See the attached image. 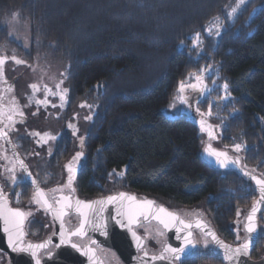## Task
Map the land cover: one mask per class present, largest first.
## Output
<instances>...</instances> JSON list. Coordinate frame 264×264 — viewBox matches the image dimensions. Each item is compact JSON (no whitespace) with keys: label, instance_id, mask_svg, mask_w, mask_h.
<instances>
[{"label":"trees","instance_id":"1","mask_svg":"<svg viewBox=\"0 0 264 264\" xmlns=\"http://www.w3.org/2000/svg\"><path fill=\"white\" fill-rule=\"evenodd\" d=\"M236 1L0 0V45L16 46L5 25L16 16L28 23L31 49L65 66L63 124L79 104L92 107L74 178L79 196L128 191L181 215L201 205L215 232L236 244L232 224L252 204L253 186L201 157L203 120L220 147L264 177V0H248L230 16ZM217 17L218 35L206 31ZM196 33L201 43L194 47ZM202 69L208 83L228 84L225 102L218 85L196 102L216 116L219 129L197 115L163 113L181 81ZM16 140L24 154L27 140ZM73 152L63 128L47 158L49 181ZM150 231L143 236L156 253L164 240L150 241ZM263 253L260 239L251 257ZM177 263L225 264L199 253Z\"/></svg>","mask_w":264,"mask_h":264},{"label":"rangeland","instance_id":"2","mask_svg":"<svg viewBox=\"0 0 264 264\" xmlns=\"http://www.w3.org/2000/svg\"><path fill=\"white\" fill-rule=\"evenodd\" d=\"M247 1L248 0H244L237 8V11ZM237 2L238 0L233 7H236ZM230 12L231 10L229 13ZM230 16L234 15L232 14ZM216 22L217 20H215L214 23ZM218 23L221 28L220 18L218 19ZM5 25L8 31V38L13 41L16 46L0 45V58L5 59V63L0 65V109L4 112L1 124L7 127L8 124H10L5 117L11 111L13 100H15L18 111L22 112L23 116L28 119L25 126L19 127L18 134L11 133L10 137L15 145L19 144L16 140L19 135L24 136L27 140L28 148L27 151H23L24 154H21L22 158L28 162L34 175L38 179L44 181L43 185L47 186L54 182H61L64 175L60 168L56 171L57 175L52 177V181L48 180L50 173L48 172L49 169L46 164L47 158L51 153V145L54 141V139L50 137H56L54 132L65 128L74 145V153L77 156V153H81L80 148L89 123V119H86V117L90 116L92 107L91 105L83 103L79 104L73 112H71L72 114L68 116L64 125L61 120L65 109L66 93L64 94L65 99L63 101L60 99V93L66 89L64 82L65 66L59 61L50 59L48 55L39 50V47L36 46L34 49H31L27 21L12 16L6 20ZM213 30L214 32L217 31L216 29ZM12 57H16L23 61V63L17 64ZM208 73V69H202L198 74H190L187 79L183 81L185 85L184 91H178L179 84L174 98L170 104L165 107L163 113L171 118L179 115L191 118L192 114L197 115L198 118L201 119L202 117L206 119L207 123L214 124L215 127L219 129L218 123L215 120V115H208V112L204 113L196 108V102L208 94L216 85L219 86L217 91L220 92V100L222 102H225L230 97L227 90L223 87L224 83L216 84L217 82L215 81L210 83L207 82L206 76ZM196 76H201L202 80L197 81L195 79ZM33 84L37 85L38 90H33L30 87ZM57 84L60 85L59 88L56 87ZM193 84L197 85V87H190V85ZM45 86H47V89H51V92H47ZM52 92L57 94L53 95ZM226 96L227 98L225 99L224 97ZM181 97H183V99H181ZM37 101L45 102L37 103ZM82 105L84 106L82 107ZM15 114L16 118H18V112H15ZM69 125H72V127H69ZM11 126L13 125L11 124L9 127L11 128ZM203 126L205 127L201 132L203 137L202 146L208 143L215 148H222L219 146L217 140L212 139V136L215 135L216 137L217 133L213 134L206 128L207 126L205 123ZM15 127H18V125ZM37 133L40 135H37ZM240 149H242V146ZM4 154L9 158L6 152ZM80 157L81 156H79V158ZM46 172L48 174H46ZM192 209L195 210V213L204 215L201 205ZM240 227L241 226H233L237 235H239ZM149 233L151 234L149 238L150 241L154 240L153 237H155L156 240L157 238L164 240V234L159 228H153ZM150 244L153 246L152 242H150Z\"/></svg>","mask_w":264,"mask_h":264},{"label":"water","instance_id":"3","mask_svg":"<svg viewBox=\"0 0 264 264\" xmlns=\"http://www.w3.org/2000/svg\"><path fill=\"white\" fill-rule=\"evenodd\" d=\"M2 139L5 141L11 154L13 155L16 162L23 170L28 181L32 185L33 189L35 191L37 190V188L40 189L39 185L35 181L32 174L30 173L24 160L18 153L11 139L9 137L7 139L5 138ZM213 151L226 153L228 157H230L233 161H237V163L234 164L230 163L227 167H221L217 161V157L212 154ZM201 157L207 164H209L210 166H212L213 168L219 171H232L242 176L243 178L250 180V183L254 188L255 194H257V198L248 209L244 222V232H245V224L247 223V217L251 214L252 208L254 206L257 208V211L255 213V222L257 224V215L263 203H257L261 199L260 186L256 183V180L252 179V177H256L257 179H263V178L254 175L245 168H243L239 156L230 153L225 149L215 148L208 143L203 147L201 152ZM222 158L223 157H221V159ZM33 181H35V183H33ZM120 193L126 194L125 197L120 198L119 197ZM110 196L117 197V199L112 202H108L107 198ZM128 197H135V200H129ZM77 200L83 201L85 203L90 201H103V203L93 204L91 208H85L84 205L78 206L76 204ZM146 201H152L153 203L149 206L146 204ZM69 203L71 206L67 207V209L66 207H63V205L58 206V208L55 209L47 208L55 226V234L53 236V241L57 242V248L55 252H53L52 259L49 262V264H102L101 259L99 258L95 247H90V246H85L84 248H80L79 246L73 247L74 244L69 242V239L72 236L90 237L91 238L90 243H92L94 246L102 247L113 251L120 259L122 264H177L179 260L192 255L196 250L197 244L195 248L190 247L187 250L186 254L182 255L179 260H173V259L154 260L152 259V257L160 256L164 248L168 245H171V247L173 248L181 247L184 243V237L187 235V232L189 231L192 233V239L194 240V234H193L194 230L201 232L205 237H207L211 241L212 245L216 248L222 259L224 260L225 264H230V262L226 261L223 258V249H221L216 245L215 241L212 239L211 234L214 233L217 239L233 247L237 246L240 243H243L246 238V233H245V238L240 243L238 244L228 243L223 239H221L217 235L215 230L212 228V226H210L207 222H205L201 218L195 217L190 220H187L184 217H182L179 213L169 210L165 208L163 205L156 203L152 198L140 197L137 196L135 193L128 191H117L114 193L106 194L104 196H99L92 199H81L75 197L73 201H69ZM78 207L83 212L86 213V217L84 215H81L80 211H77ZM161 208L166 209L167 213L175 214V216L178 217L179 219L177 221H172V219L166 213L160 212ZM61 211H63V215H61ZM137 213H143V214H137ZM66 214H73L78 217V223L70 233H73L77 229H79L81 223H83L84 235L82 236L70 235V233L66 231L65 228L66 225L64 224V220H63ZM158 215L161 217V219H164L166 222L169 223V227L165 228L164 225L160 223V220L156 218ZM130 217L135 222L129 223ZM179 220L184 221V225L191 224L192 227L185 229L184 225L179 223ZM197 221L201 222L200 228H197L196 226ZM150 223H154L157 226H159L164 234V242L161 248L156 253L148 252L145 238H143L137 232V230H135V228L140 225H145ZM3 228H4V221L3 219H0V249L5 252H8L12 248L3 243L6 237H8L7 233L3 231ZM177 229H181V231L178 232ZM62 233L64 236V240L66 241L63 243V245L60 244ZM133 233L136 234L135 237L133 236ZM136 237L140 238L139 247ZM177 237H179V239ZM255 244L256 242L251 247L248 256L246 257L242 256L238 262H232V264H264V253L261 254L258 258L251 257ZM88 249H92L93 251L88 255H85V252Z\"/></svg>","mask_w":264,"mask_h":264},{"label":"flooded vegetation","instance_id":"4","mask_svg":"<svg viewBox=\"0 0 264 264\" xmlns=\"http://www.w3.org/2000/svg\"><path fill=\"white\" fill-rule=\"evenodd\" d=\"M8 115H12L13 119L16 118L15 113L11 114V112H9L7 116ZM7 116L5 117L6 119ZM27 119V117L19 115L18 118L15 119V123L12 124L13 126H11V128L9 127L11 124H8L7 127L1 124L0 122V129L8 132V137L11 139L14 145L15 143L10 137V134H18L19 127L25 126L27 124ZM15 124H17L18 127H15L17 126ZM60 133L61 130H57L56 132H54L56 136L54 140L57 139ZM15 147L18 153L20 154L16 145ZM4 151L7 153L9 158L4 154ZM20 156L22 157L21 154ZM75 157L76 155L73 152V154L69 156V158L65 160L64 163L60 166V170H62L64 175L61 182H54L47 186L43 185L44 181L38 179L34 175L32 168L29 166L28 162L22 158L30 173L34 177L35 181L39 185L40 189L43 190L45 198L48 200V203L52 205V209L58 208V206L64 204V201L61 200L62 197H69V201H73L75 197L84 199L76 193L74 188V179L72 181L71 187L67 186L68 178L70 175L67 165H72L74 171L71 174L74 176V178L79 168L80 158L78 157L74 159ZM242 167L251 172L252 174L264 179V177L261 176L253 168L244 167L243 165ZM13 175L16 177L15 182H13L11 179V176ZM248 181L250 182V180ZM0 192L3 193L4 197H6L9 207L19 208L22 212L28 214L25 216L22 226L24 233L23 245L27 246L28 244L38 245L46 243V248H41L37 250V258L40 259L41 264H49L52 259V254L57 248V242L53 241V236L55 234V226L53 220L49 214L47 207L41 206V204H38L35 199H33L36 191L33 189L23 170L16 162L15 158L11 154L9 148L7 147L5 141L2 138H0ZM256 198L257 194H255L253 202L256 200ZM57 200H61V203H56ZM248 209L245 212L241 213L237 217L236 221L232 224V226H241L239 228V240L237 239L236 231L233 229L235 233L233 239L236 241V244L240 243L245 238L244 222ZM194 211V209L184 210L182 211V215L187 220H190L195 217L201 218L211 226V224L207 221L205 215L197 214ZM63 220L64 224L66 225V231L68 233L72 232V230L76 227L78 223V217L73 214H66ZM152 226L154 225H140L136 227L135 230H137V232L144 238L143 235L147 233V231H150L152 228H154ZM257 226V234L259 237L258 240L262 239L264 242V203L261 205L257 215ZM193 234L194 240L197 244L194 253L207 254L209 256H220L216 248L212 245L211 241L207 237H205L201 232L194 230ZM205 241H207V247H205ZM69 242L79 246L80 248H84L85 246L95 247L102 264H122L120 259L113 251L102 247L94 246L92 243H90L91 238L88 236H72L69 239ZM3 243L9 246L8 237H6ZM60 244L63 245L62 242ZM0 264H35V258H33L29 252H16L13 251V249H10L8 252H5L0 249Z\"/></svg>","mask_w":264,"mask_h":264},{"label":"snow or ice","instance_id":"5","mask_svg":"<svg viewBox=\"0 0 264 264\" xmlns=\"http://www.w3.org/2000/svg\"><path fill=\"white\" fill-rule=\"evenodd\" d=\"M244 2V0H238L236 7H233L231 9V12L229 13V15L234 14L237 11V8L240 6V4H242ZM218 17L216 18L217 22L213 23L212 25H210L206 31H208L209 33H212L213 29H216L217 32L216 34H219V28L220 25L218 23ZM200 34L196 33L195 37L193 38V45L195 46H199L201 41L199 39ZM13 60H15V62L17 64L23 63V61L17 59L16 57H12ZM5 63V59L4 58H0V65H3ZM195 79L197 81L202 80L201 76H196ZM62 83V81H61ZM33 90H38L37 85L33 84L30 86ZM57 88L60 87L59 84L56 85ZM190 87H197V85L193 84L190 85ZM224 89L227 90L228 88V84L225 83L223 85ZM45 89L47 92H51V89H47V86H45ZM185 89V85L183 83V81H181L180 86L178 91L183 92ZM67 92V89H64L62 93H60V99L63 101L65 99V93ZM53 95L57 94L52 92ZM225 99L227 98L224 97ZM181 99H183V97H181ZM45 101H37V103H44ZM84 105H82L83 107ZM11 111L13 112H18V114L20 116H23L22 112L18 111V108L16 107V102L15 100H13L12 103V107H11ZM208 115H211V111L208 112ZM4 116V112L2 109H0V122H2V118ZM86 119H91V117H86ZM7 120L9 121L10 124H14L15 121L13 119L12 115H8L7 116ZM204 121H201V125L203 126ZM69 127H72V125H69ZM37 135H40L39 133H37ZM47 135V134H45ZM0 138H8V132L7 131H3L2 129H0ZM51 139H55V137H50ZM83 142V141H82ZM235 148L237 151L240 150L241 145L237 144L235 145ZM213 155H215L217 157V161L220 164L221 167H227L230 163H237V161H233L230 157L227 156L226 153L223 152H212ZM82 153H77V156L74 158H78L79 156H81ZM221 157H223L221 159ZM22 163V162H21ZM68 170H69V178H68V187H71L72 181L74 179V176L71 174L73 173L74 169L72 168V165L69 164L67 165ZM118 175H123V173H119ZM11 179L13 182H15L16 177L13 175L11 176ZM252 179L256 180V183L260 186V194H261V199L260 201H258L257 203H264V179H257L256 177H252ZM33 183H35V181H33ZM55 191V190H54ZM74 191V189H73ZM126 194L124 193H120L119 197L120 198H124ZM33 199H35V201L38 204H41V206L47 207L49 209L52 208V205L48 203V200L45 198V194L43 192V190L37 188ZM108 202H112L114 200L117 199V197H108ZM129 200H135V197H128ZM62 201H64L63 207H70V203H69V197H62L61 198ZM61 200H57L56 203H61ZM103 203V201H90V202H83V201H76V204L79 205H84L85 208H91V206L93 204H100ZM153 202L152 201H146L147 205H151ZM77 211L81 212V215H84L86 217V213L83 212L79 207L77 208ZM257 211V208L254 206L252 208V212L251 214L247 217V223L245 224V233H246V238L244 240L243 243L238 244L237 246L233 247L231 245L225 244L223 241L217 239V237L215 236L214 233H212V239L215 241L216 245L218 247H220L221 249H223V258L230 262V264H232V262H238L240 260V258L246 257L249 255L250 253V249L253 246V244L258 240V234H257V224L255 222V213ZM160 212L162 213H166L171 219L172 221H177L179 218L175 216V214L173 213H167L166 209L161 208ZM137 214H143V213H137ZM239 214V213H238ZM28 215L24 212H22L19 208H11L8 207L7 204V199L6 197H4L3 193L0 192V219H3L4 221V228L3 231L5 233H7L8 235V243L9 246L13 249V251L16 252H29L31 254V256L33 258H35V264H41V261L39 258H37V250L41 249V248H46L47 244H38V245H32V244H28L27 246L23 245V236L24 233L22 231V224L24 221L25 216ZM61 215H63V211H61ZM158 220H160V223L164 225L165 228L169 227V223L166 222L164 219H161V217L158 215L156 217ZM135 222L131 217L129 219V223H133ZM179 223L184 225V221L179 220ZM196 226L197 228L201 227V222L197 221L196 222ZM192 225L191 224H187L184 225L185 229L191 228ZM84 224L81 223V226L79 229H77L75 232L70 233V235H84ZM177 231H181V229H177ZM162 234V233H161ZM133 236L135 237L136 234L133 233ZM179 239V237H177ZM137 241H138V247H139V241L140 238L136 237ZM237 239L239 240L240 237L239 235H237ZM61 242L64 243L66 242L64 240V236L63 233L61 234ZM73 247H77V245H73ZM195 248L196 247V243L195 241L192 239V233L189 231L187 232V235L184 237V243L181 247L179 248H173L171 247V245H168L164 248L163 252L161 253L160 256H154L152 257V259L154 260H165V259H173V260H179L181 258L182 255L186 254L187 250L189 248ZM205 247H207V241H205ZM93 250L92 249H88L85 252V255H88L89 253H91ZM168 254V255H165Z\"/></svg>","mask_w":264,"mask_h":264}]
</instances>
